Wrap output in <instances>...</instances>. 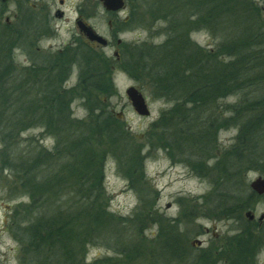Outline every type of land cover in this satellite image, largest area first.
<instances>
[{"label": "rangeland", "instance_id": "1", "mask_svg": "<svg viewBox=\"0 0 264 264\" xmlns=\"http://www.w3.org/2000/svg\"><path fill=\"white\" fill-rule=\"evenodd\" d=\"M53 1L54 8L65 9L66 18H56L50 41L43 40L41 44H52L56 50L71 45L72 31L78 32L74 22L78 11L89 15L90 22L115 45L109 25L112 20L113 36L117 33L116 37L125 42L130 52L134 46V55L140 49H158L177 29L162 34L167 20L146 13L149 5L141 7L139 0H127L129 6L117 16L107 14L100 0H65L63 7L58 0ZM233 2L245 19L247 36H253L249 43L244 40L240 46L243 49L239 50V58H243L264 38V0ZM132 5L136 9L134 18L127 22L125 17L132 15ZM210 5L204 4L200 13L195 11L192 1L187 5L190 12L185 36L175 31L180 38L186 37V46L202 52L201 68L209 59L218 58L224 65L235 63L238 56L226 47L241 40L240 29L229 26L226 14L220 17L224 26L215 24L216 16L212 17L206 8ZM42 7V3L35 0L0 1V29L3 27L13 35L10 57L4 60L2 70L9 71L18 83L27 72L33 71L32 64L27 65L30 59L36 58L35 45L27 47L25 38L35 42L42 28L35 20L24 22L28 17L40 16L44 12ZM107 52L113 54L114 49L108 48ZM259 53L255 49L254 54L259 57ZM245 61L232 68L238 71L234 87L228 89L219 84L223 87L214 94L211 106L197 109L187 100L190 89L162 92L155 89L149 76L135 80L134 65L119 66L107 73L99 83L101 89L92 92L81 89L80 75L83 68L88 71L85 66L81 70L77 63L69 67L68 84H76L71 116L89 121L102 113L105 117H116L118 123L111 126L94 121L86 128L87 135L82 136L87 144L77 147L75 155L68 153L72 147L68 148L63 142L58 145L57 136L47 131L42 117L41 125L24 124L16 130L0 125V264H189L195 257L197 264H264V223H259L264 214V194L258 195L251 187L259 176L264 177V122L261 136L257 135L259 131L254 132L257 142L250 143L248 136L245 145L241 133L243 123H247L244 121L246 103L242 105L241 98L251 92V97H256L254 91L258 92L261 85L257 80H244V76L246 72L258 76L260 68L255 65L259 60ZM105 65L110 68L108 63ZM181 73L183 84L187 86L191 78L187 70ZM203 73L208 76L212 71L207 67ZM39 82L24 84L28 92L25 99H21L25 100L21 104L23 111L48 89L49 86L39 88ZM131 85L146 97L149 115L143 116L134 109L126 92ZM88 99H91L90 104ZM182 100L186 102L179 110L188 112L187 120L199 117V121L200 118L203 121L216 113L211 126L213 141L208 142L206 138L199 141L195 137V143L185 134V125L176 124L175 118L182 115L176 113L178 109L174 107ZM3 103L0 96V111H3ZM102 109L108 111L107 114L104 115ZM28 117L27 114L22 118L26 121ZM7 119H4L5 124ZM47 119L44 121L54 123L51 117ZM201 123H196L193 129H200ZM175 141L180 146L174 144ZM201 142H205L203 155L193 158L196 147L199 148L196 145L194 148L193 144ZM227 157L230 164L224 166ZM32 170H37L42 177L37 175L39 189L34 190V184L23 183ZM226 174L233 175V185L227 184ZM230 192L233 197H239L240 202L246 200L236 205L248 203L250 206L243 213L239 210L236 217L234 209L237 208H233L236 200L232 201L227 195ZM241 213L242 218L238 219ZM248 213L255 217L251 219ZM51 216L59 218L57 226L48 222ZM31 232L35 236L27 239ZM242 232L246 233L244 237H236ZM52 237L55 241L51 244ZM247 237L250 248L240 260L241 255L237 253L238 249L242 250L240 240ZM196 239L203 240L202 246L196 244ZM184 240L191 248L188 255L179 248Z\"/></svg>", "mask_w": 264, "mask_h": 264}, {"label": "trees", "instance_id": "2", "mask_svg": "<svg viewBox=\"0 0 264 264\" xmlns=\"http://www.w3.org/2000/svg\"><path fill=\"white\" fill-rule=\"evenodd\" d=\"M141 3V7L143 5L146 6L149 5V9L145 10L146 13L148 14H154L152 16L155 17H162L163 19L167 20L168 24L165 27V30L162 31L161 33L164 34L166 32H170L172 29L177 28L176 30L173 31V36L166 38L164 41V45L159 47L158 49H151L150 51H144L142 49L138 50V53L136 52L134 55V61H131V53L130 51L128 52V58H129V65H134V72H139L140 74H134V79L135 80H141L144 78H141L143 76H149L151 77V82L152 85H154L155 89L161 90L162 92H166V90H173V93L175 90H184V88L190 89V93L186 94L189 104H192L194 106L193 108H209L212 104V100L214 98V94L219 93L221 90L219 87V84H224V86L228 89L234 87L233 84L238 82V80L235 82V79H237V73L238 71L234 72V69L232 68L234 66L239 65V63H242L244 60L245 63L259 60L255 63L256 67L260 68V75H252L248 72L245 73V79L248 81H255L257 80L259 82L258 92L254 91L256 97H251L253 92H251V95H243L241 98V103L242 105L246 103V118H244V121L246 120L247 123H243V127L241 129L242 135L245 137L242 140L245 139V145L247 140L249 139L250 143L257 142V138L254 136L258 132L257 135L261 136V129H262V124L264 122V38L261 41H258L259 39H256L258 41V47H254L256 50H258L260 53V58L254 54L255 49L252 47L249 49V51L246 53V55L243 58H239V52L243 49H240V46L243 45L244 40L246 42H250V37L253 36L248 35L247 36V29L244 27V17L243 15L241 16V12H237L239 8L237 5L234 4L233 1L235 0H139ZM194 3L195 6V11L197 10L198 12L202 9L204 4H211L210 6H207L206 8L208 9L211 13L212 17H215V24L217 26H220L221 24L224 26V24L221 22V19L224 14H226V20L230 23L229 26L231 27H238L237 29H240L239 31L241 32V40L240 42H231L226 49L234 55V53L238 56V60L234 63L233 61L229 62L228 65L222 64L223 62L218 59H209L206 61L205 66L211 69L212 73H208L210 75H205L203 73V70L207 67H202L204 62V56L202 55V52L197 50H192L190 46H186L185 41L186 37L180 38L178 34H175L176 32H181V36L184 33L185 36V29L186 28V22H187V15L190 10L188 9L187 5H190L191 3ZM147 3V5H146ZM232 9H236L235 11H232ZM150 10V11H149ZM136 9L134 8L132 12V16L130 17L129 21L132 22L134 18ZM196 12L197 14H199ZM176 15L178 16L176 19ZM200 16V15H199ZM221 17V19H220ZM198 22L201 19H197ZM182 23V24H181ZM221 25V26H222ZM216 26V27H217ZM220 26V27H221ZM181 27V28H180ZM245 29V30H244ZM180 30V31H179ZM12 33H10L8 30H5L3 27L0 29V96H2L4 100V107L3 111H0V125H9L13 127L16 130L21 128L24 124L26 125H41L39 123L41 117L43 118V125L47 126V131L49 133H52L57 136L58 140V145L63 142L65 146L68 148L72 149L68 151V153H71L75 155V153H78L77 147L80 146H85L87 142L83 141V137H85L86 134V128L89 127L94 121L98 123H105V125H116L118 123V120L116 117H111V116H103L102 113H98L96 118H91L89 117V121H81L79 118H76L73 115L72 111L69 109V105L71 101L73 100V94L76 91V87H73L71 91H69V95L61 90L60 84H62L63 77L68 74V71L59 74V77L57 78V81H55V85L53 84L54 87H49L46 91L44 96L42 97H36L29 103L28 108H26L24 111L21 109V104H22V97L21 94L19 93V83L17 82V78L13 79L11 77L12 74L8 71L2 70L4 65L3 62L4 60L7 61L8 57H10V44L12 42L11 38ZM264 37V35H263ZM256 38V37H255ZM17 39V38H15ZM255 41V43L257 42ZM251 47V46H249ZM240 50V51H239ZM207 58V57H206ZM70 64V63H68ZM89 69H90V80H86L82 82L81 86L84 89H87L88 91L93 90L97 91L100 90L101 87H99L100 79L102 75H104L101 72V67L98 65H95L94 62L88 63ZM7 65V62H6ZM126 67V66H125ZM61 69L63 67H60ZM64 69V68H63ZM67 70H69V67H66ZM108 70L109 67H106ZM184 70H187V75L190 76V80L187 81V86H184L183 84V74L181 72H184ZM145 73V74H142ZM253 77V78H252ZM139 78V79H138ZM218 80V81H217ZM247 81V82H248ZM10 83V86L8 85ZM192 85L194 87L189 88V86ZM10 90V92H9ZM220 90V91H219ZM186 97L184 98L186 100ZM96 98V97H95ZM253 98V99H251ZM28 100H31V97H27ZM88 102L90 104L91 99H88ZM186 102V101H185ZM185 102L182 100L174 109H178L175 111L176 113L182 115V118L180 117L175 118L177 119L176 124L180 123L182 126L185 125L184 127L187 128V131L185 134L189 137V140H194L195 137L198 138L199 141H202L203 138L211 142L213 141V131L211 126L214 122V119H216V113L211 114L207 119H204L203 121L199 117L196 119H188L186 116L188 115L187 113L185 114L184 111H180L179 109L182 107V104H185ZM38 107H41L43 112L38 111ZM89 108V107H88ZM100 108V107H99ZM103 108V106H101ZM34 111L35 113L32 114V112L28 113V111ZM104 109H102L103 111ZM41 113V114H40ZM28 114V119L29 120H23L22 117ZM104 114V112H103ZM105 115V114H104ZM7 119V123H4V119ZM52 118L54 119L53 124L47 123V121H44L45 118ZM103 117V118H102ZM190 117V116H188ZM101 118L102 121L99 119ZM191 118V117H190ZM213 118V119H212ZM47 119V120H48ZM98 119V121L96 120ZM209 120V122H207ZM29 121V123H28ZM35 121V122H34ZM53 121V120H52ZM41 122V121H40ZM202 122L200 124L201 128L200 129H193V126H196V123ZM31 124V125H30ZM81 125H85L86 127H81ZM2 128V127H1ZM6 128V126H5ZM3 130V129H2ZM199 132H198V131ZM83 136V137H82ZM248 136L251 138H248ZM112 137V136H111ZM185 137V136H184ZM113 138H116L113 136ZM248 138V139H247ZM201 139V140H200ZM203 140V141H206ZM87 141V140H85ZM195 141V140H194ZM208 141V142H209ZM89 143V141H88ZM179 143V142H178ZM176 141L174 144H177L180 146V143L178 144ZM196 143V141H195ZM205 143V142H203ZM203 143L201 142L200 145L198 144H193L194 148L195 145L198 146L199 148L196 147V155L192 156L193 158L200 157L203 155ZM90 144V143H89ZM192 146V145H191ZM212 147V146H210ZM67 148V149H68ZM185 148V146H183ZM186 149V148H185ZM76 151V152H75ZM66 153L67 156H71L70 154ZM263 154V151L261 152V155ZM66 156V157H67ZM232 157V156H231ZM229 158L227 157V164L229 165ZM243 158V157H242ZM73 167V166H71ZM36 169V167L33 168V170ZM31 171V173L28 175L26 174L25 179L23 180L24 185H29L33 186L35 185V188L39 189L36 187V184L38 183V177L42 178L38 171ZM39 170V169H38ZM71 172H73V169L71 168ZM240 171L235 174H237ZM226 179L228 180L227 184L233 185V175H228L226 174ZM239 182V181H238ZM246 188V186H243ZM254 193V192H253ZM231 194V195H230ZM227 193L229 197H232L233 199L236 200L233 202V208L236 213H234V217H236V214H238V211L241 210L243 211L247 210V207H250L248 203L242 204L241 205H236L238 202L241 204L245 202L246 200H242L241 202L239 201V197L232 196V193L230 192ZM256 194V193H254ZM236 205V206H235ZM239 207V208H238ZM242 213L241 215L239 214L240 217H237L238 219L242 218ZM58 217L56 216H51V218L48 220L49 223H53L56 226L58 225ZM41 220V218H39ZM42 221H40L39 226H41ZM38 224V223H36ZM46 224V223H44ZM33 232L36 234L35 228L33 229ZM31 232L29 237L27 239H33L32 235L34 234ZM246 233H239L236 235V237L239 236H245ZM25 237V235H23ZM35 236V235H33ZM51 241V244L55 241L53 237L49 239ZM250 240L247 238H243L240 240L242 250L238 249L237 253H240V260L241 257L244 258L245 254L249 251L250 248ZM55 245V243H54ZM181 252L184 253L185 255H188L190 253L191 248L187 245L186 241H183V244L179 247ZM38 252V250H37ZM244 253V254H243ZM61 256V254H60ZM55 259L58 258V256H54ZM192 258V257H191ZM242 258V261H243ZM198 259L192 258V264H197ZM189 263V264H191Z\"/></svg>", "mask_w": 264, "mask_h": 264}, {"label": "flooded vegetation", "instance_id": "3", "mask_svg": "<svg viewBox=\"0 0 264 264\" xmlns=\"http://www.w3.org/2000/svg\"><path fill=\"white\" fill-rule=\"evenodd\" d=\"M0 1L4 2L6 0H0ZM35 1L38 3H42V6H43L42 8L44 9V12L40 16L37 15L34 18L28 17L27 21H25L24 23L29 22L30 20L31 21L35 20V22L37 23L40 22L42 28H41V31L38 32V34L39 33L40 34L38 36L36 35L37 37H35V42L32 41L33 42L32 43L30 40H27V38H25L24 43L26 44V46L27 47L28 45L31 46L30 44L35 45V53H36V58L33 61L32 59H30V63L27 66H30L32 64L33 71L35 70V67H36V70L34 73L33 71L27 72L25 74V77L23 78V81H22L23 83L20 82L19 80V85H20L19 93L21 94L22 98L25 99V95L28 92L27 90H24V84L28 83L30 85L31 83H35V80L40 81L38 83V86L42 90L46 89L48 86L54 87L53 84L55 85V81H57L59 74L61 75V73L63 74V72L67 71V69L65 68V65L66 67L71 68V66L77 63V65L80 66V70L83 68L82 66H85V68L88 71L87 72L84 71V68H83V74L80 75V77H82V82L89 80L91 77L88 63L94 62L95 65H98L101 67V72L104 75H102L100 80H102L103 77L107 75V73L115 69H118L119 66L127 67V65H129V58H128L129 51L127 48H125L126 47L125 42L121 38L116 37L117 33H115L113 36L114 31H113V26H112V23H113L112 20H109V25H110V30H112L111 31L112 39L114 38V40L116 41L115 45L112 43L113 40L111 41L107 39L106 36L103 33H101L94 24L90 22L91 17L89 15H86L83 11H78L77 16L75 17L74 22H75V25L77 26L78 32L72 31V36L70 39L71 45L68 46V48H57L56 50L54 49V46L52 44L48 46L42 45L41 43L43 42V40L50 41L51 36L54 34L55 27H54L53 22L56 21V18L60 20H64V18H66V11L65 9H61V8H54L55 1L53 0H35ZM58 2L62 7L65 6L66 4L65 0H58ZM100 2L102 3L101 0ZM102 6L106 10L107 14L117 16L120 14L121 11L125 10L129 5L127 3V0H124V7L118 11L107 10L104 7L103 3H102ZM33 7H37V4H33ZM132 9H134L133 5H132ZM130 12L132 13L133 10H130ZM131 16H132L131 14L126 15L125 21L128 22ZM82 25L89 26L90 28H92L95 33L99 34L104 39H106V43H102L96 39H91L90 36L84 31V28L82 27ZM108 48L114 49L113 54H110L109 52H107ZM130 53H131V57L132 56L134 57V46L132 47V51ZM133 57L131 58V61H133ZM105 63H108V65H110V68L108 70L106 69ZM37 65H39V67H37ZM60 67H63L64 69L63 68L61 69ZM70 78H71V73L70 71H68V74H66L63 77L62 84H60L61 90L65 91L68 95H69V91H71L73 87H76V84H73V85L68 84L70 81ZM131 87L137 88L136 86H132V85ZM81 89H82V92H85L87 90V89H84L83 87H81ZM137 89L140 91L139 88ZM42 96H43V93L39 95V97H42ZM144 98L146 100L145 96ZM22 103H25V100L22 101ZM21 109H24L23 105L21 106ZM37 109L41 111L42 108L38 107ZM69 109L72 111L71 103L69 105ZM103 112L107 114L108 111L103 110ZM119 116H120V113H119ZM259 177H262V176H259ZM259 223L263 224L264 218L262 220L259 219ZM196 244L199 247L202 246L203 240L196 239Z\"/></svg>", "mask_w": 264, "mask_h": 264}, {"label": "water", "instance_id": "4", "mask_svg": "<svg viewBox=\"0 0 264 264\" xmlns=\"http://www.w3.org/2000/svg\"><path fill=\"white\" fill-rule=\"evenodd\" d=\"M104 7L109 11H118L124 7V0H101ZM84 31L90 36L91 39H96L102 43H106V39H104L99 34L95 33L92 28L89 26H83ZM127 94L132 101V104L135 110L141 115H149L150 110L146 103V100L143 94L135 87H131L127 90ZM252 189L258 194H264V178L258 177L255 181L251 183ZM251 218H254V215L248 213ZM264 218V214L260 216V220Z\"/></svg>", "mask_w": 264, "mask_h": 264}]
</instances>
